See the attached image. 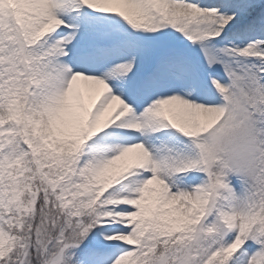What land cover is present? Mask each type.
Segmentation results:
<instances>
[{
  "label": "snow or ice",
  "instance_id": "snow-or-ice-1",
  "mask_svg": "<svg viewBox=\"0 0 264 264\" xmlns=\"http://www.w3.org/2000/svg\"><path fill=\"white\" fill-rule=\"evenodd\" d=\"M0 264H264V0H0Z\"/></svg>",
  "mask_w": 264,
  "mask_h": 264
}]
</instances>
